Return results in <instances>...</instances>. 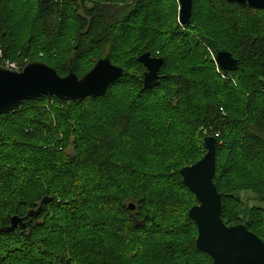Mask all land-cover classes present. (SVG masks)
<instances>
[{"label": "trees", "instance_id": "trees-1", "mask_svg": "<svg viewBox=\"0 0 264 264\" xmlns=\"http://www.w3.org/2000/svg\"><path fill=\"white\" fill-rule=\"evenodd\" d=\"M10 2L0 0V50L5 58L46 64L60 77L71 70L81 78L106 55L125 74L101 98L65 102L41 97L0 116V162H10V167L38 155L58 162L72 140V154L65 156L64 163L70 171L64 177L54 174L51 180L33 181L36 184L23 194L24 200L0 221V229L9 225L12 216L25 218L43 197L52 201L25 230L0 232V237L16 236L31 242L34 233L44 228L49 214L60 217L71 212L95 228L93 233L76 237L81 245L98 249L85 254L87 264H212L209 256L195 247L197 231L187 214L196 200L182 186L179 175L183 167L203 156L204 136L197 130L204 126L219 134L213 182L221 196L222 221L244 224L264 243V209H243L238 196L244 187L264 202V10L251 11L224 0H193L189 21L180 26L176 0H31L26 13L36 26L19 60L7 40L12 29ZM206 13L224 27L212 25L211 20L207 23ZM17 25L15 22V28ZM156 36H160L157 42ZM186 45L193 62L199 65L196 70L184 69L179 64L182 60L173 64L169 51ZM59 47L65 50L66 60L63 65H52L49 54ZM127 47L132 57L123 63L126 67H121L114 56H120ZM218 49L237 61L235 72L218 73L212 59ZM146 52L163 59L159 84L149 91L143 90L145 69L137 62ZM87 64L92 65L88 68ZM120 89L123 91L115 97ZM158 101L159 107L153 105ZM197 102L200 106L195 105ZM105 106L110 108V125L93 118V113ZM180 106L189 108L186 118L190 129L173 135L170 123ZM84 113L92 114L86 129L81 118ZM171 177L178 180L170 181ZM231 183L236 184L228 186ZM61 185L68 188L67 193H60L67 199L58 201L50 189L61 191ZM104 188L108 189L106 207L98 211L99 192ZM129 204L135 206L133 212L128 210ZM93 215H99V220L92 222ZM174 220L180 223L175 225ZM115 221L121 224L117 232L122 231L127 239L124 243L138 251L140 258L127 254V249L120 255L122 248L112 242ZM51 234V246L59 248L58 242L68 232L57 227ZM186 234L191 237L189 249L167 245ZM158 242L163 243V251L151 252ZM174 247H178L175 259L147 261L150 255H168L166 252ZM27 257L25 254L17 262L33 264ZM52 258L55 262L44 264L64 263L57 255Z\"/></svg>", "mask_w": 264, "mask_h": 264}, {"label": "water", "instance_id": "water-1", "mask_svg": "<svg viewBox=\"0 0 264 264\" xmlns=\"http://www.w3.org/2000/svg\"><path fill=\"white\" fill-rule=\"evenodd\" d=\"M224 1L247 7L251 11L264 10V0ZM176 2L177 21L180 26H184L189 21L193 0ZM212 59L219 74L237 70V61L224 50L214 51ZM71 62L72 59L70 64ZM137 62L145 69L142 75L143 90L149 91L157 87L163 59L152 57L146 52L137 57ZM124 74V70L112 65L106 55L81 78L71 70L66 76L60 77L54 69L39 62L28 63L21 72L0 68V116L15 110L24 102L41 97H52L65 102L101 98ZM202 144L205 150L203 156L179 172L182 186L197 202L187 214L188 219L196 227V249L208 255L212 264H264V243L248 231L244 224L235 222L227 225L222 221L221 196L213 182L216 140L207 136L202 139ZM51 201V197H43L36 209L27 212L25 218L28 220L12 216L9 225L1 228L0 232L9 234L17 229L25 230L30 226L31 219L38 217L44 206ZM127 207L130 212L135 210L133 204Z\"/></svg>", "mask_w": 264, "mask_h": 264}, {"label": "rangeland", "instance_id": "rangeland-1", "mask_svg": "<svg viewBox=\"0 0 264 264\" xmlns=\"http://www.w3.org/2000/svg\"><path fill=\"white\" fill-rule=\"evenodd\" d=\"M31 0H11L9 6L12 8H8L9 11H12L9 13L11 15L10 23L12 24V29L9 31L7 40L9 41V44L13 47L14 51L16 52V59H20L23 56L22 48L24 47V44L26 43V40L29 37V34L33 31V29L36 26V23L34 20L30 17V14L26 13V10L29 9L31 6ZM8 6V7H9ZM178 7V5H177ZM166 12V11H165ZM164 14L163 9L161 10L160 15L162 16ZM177 15H178V9H177ZM167 17V12L163 16L162 22L163 24L165 19ZM15 18V20H14ZM207 20V23L209 20H211L212 25L224 27V24L218 19L211 18V14L206 13L205 17ZM15 22L18 23L17 28H15L14 24ZM141 29H137V33H139ZM160 36H156V42L159 39ZM70 45H72V41L69 39ZM160 42V46L163 45L162 41ZM159 43H156V45ZM64 47V45H62ZM57 51L52 52V54H49L50 58L52 60H49L48 62L52 65H60L65 62L66 60V53L65 50L61 47L56 49ZM189 46L186 45L184 47H181L180 49L176 50H170V56L172 60H174V65H177V59L182 60L179 61V64L182 65V67L186 70H196L199 65L194 63V56L189 53ZM42 57V55H40ZM131 55V49L130 47H127L124 53L121 52V55L114 56V60L117 61V63L122 67H126L125 62H127ZM25 60V59H24ZM22 60V61H24ZM61 65V66H62ZM92 64H87L86 67H91ZM60 66V67H61ZM123 91V89L117 90L115 92V97L117 95H120V93ZM135 95V94H133ZM132 97L129 96L127 99L128 102H130ZM125 100V99H124ZM123 100V102H124ZM118 106H120V101H115ZM160 102H154L153 105L159 107ZM142 105V104H140ZM196 106H200V104L197 102L195 103ZM114 106H116L114 104ZM110 109V108H109ZM108 107H103L102 110L96 111L93 113L94 120L98 121V123H102V125L106 122L110 125L111 119L109 120V110ZM189 108H186L184 106H180L178 109L177 116L175 114L174 119L171 121V132L173 135H178L181 132L188 131L190 129V122L187 120L186 115L189 113ZM89 113H84L82 115L83 123L86 126L89 124V117L92 118ZM106 128V127H104ZM204 126L201 128H198L197 132H199V136L203 135ZM178 138V137H174ZM198 140H201L200 137L197 138ZM72 140H69V144L67 145V148L65 150L64 156L60 157L58 162H51L50 160L46 159L44 156L38 155L33 159H27L24 158L22 161L20 160L17 165L11 166L10 162H0V221L7 216L13 209H15L23 200V194H28L30 192L29 187L32 186L33 181H43V180H51L50 178L56 174L61 175L64 177V175L70 171V168L67 167L65 163V156L72 154V147H71ZM202 143V142H201ZM22 150V149H21ZM8 152V151H7ZM26 152V151H25ZM24 152V153H25ZM4 152L3 154H5ZM9 154H12V152H9ZM180 175V173H179ZM181 177V176H180ZM172 180H178L175 177H171L169 179ZM236 183L228 184V186L232 187ZM61 191H55V189L52 190V193L54 194L55 198L60 201L66 200V196L63 197V195H60L62 191L67 193V187L65 185H61ZM226 186V185H225ZM226 186V188H228ZM63 190V188H65ZM43 188H47V185H44ZM229 189V188H228ZM102 191L99 192V205L97 206L98 211H101L102 208L105 210L106 207V201L107 195L105 192H107V188L101 189ZM105 195H104V194ZM22 195V196H21ZM238 196L242 201V204L244 206L243 209L252 208V207H258L264 209V202L260 199L258 194L246 190L244 187L242 190L238 192ZM38 204V202H37ZM197 204V202H196ZM49 219L45 221L44 228L41 230L35 232L34 239L31 242H26L25 239H19L18 237H0V264H24L22 261L17 262V258H23L25 254L28 255L27 259L33 263V264H44V262H49L55 260L52 258L53 256L57 255L59 258H64L65 264H87V259L85 257V254L87 252L95 253L98 251L97 248L89 247L86 245H81L79 241L77 240V236L82 233H93V230L95 228L90 227L87 222V220L82 219L78 213H61L60 217L51 216V214L48 215ZM103 215H100V217ZM53 221H52V220ZM90 220L92 222H95L99 220V215H93L90 216ZM65 222V223H64ZM175 225L179 224L177 220L173 221ZM121 226L120 222L115 221V225L112 229L113 239L112 242L115 243V246L121 247L120 255L125 254L127 249V254L130 253L131 255H139L138 251H136L131 245L128 246V243L126 242L127 239L124 238L122 231L120 229L117 232V228ZM59 227L61 230H66L68 232L67 237L62 240V242H58L59 248H56L54 246H51L52 243L49 241L51 239V233H53L54 229H57ZM52 228V229H51ZM98 230H102L101 226L96 227ZM51 229V231H50ZM110 232V230H107V234ZM117 233V235H115ZM87 235V234H86ZM189 234H186L185 238L178 237L175 238V240L169 241L167 243L168 246L177 245L181 248V250L189 249V245L191 242V237ZM120 242H123L119 244ZM178 247L172 248L166 256H154L150 255L147 261L150 262H164V261H171L176 258ZM62 248V249H60ZM164 245L161 242H158L153 245L151 252L158 253L160 251H163ZM165 252V251H164ZM20 254V255H19ZM147 253H145L143 256H146ZM141 256L139 255L138 258ZM63 263V264H64Z\"/></svg>", "mask_w": 264, "mask_h": 264}, {"label": "built area", "instance_id": "built-area-1", "mask_svg": "<svg viewBox=\"0 0 264 264\" xmlns=\"http://www.w3.org/2000/svg\"><path fill=\"white\" fill-rule=\"evenodd\" d=\"M27 64H28V60H26V59L24 61H21V62H15V61H12L10 59L5 58L2 51L0 50V68L12 70L15 72H21ZM49 103L53 104L52 101H50ZM203 136L204 137L210 136L216 140V138L219 137V134L216 132H213L211 129L205 128L203 130Z\"/></svg>", "mask_w": 264, "mask_h": 264}, {"label": "snow or ice", "instance_id": "snow-or-ice-1", "mask_svg": "<svg viewBox=\"0 0 264 264\" xmlns=\"http://www.w3.org/2000/svg\"><path fill=\"white\" fill-rule=\"evenodd\" d=\"M178 2H181V0H178ZM191 171H194V170H190V172H191ZM189 179H191V177H190V176H189Z\"/></svg>", "mask_w": 264, "mask_h": 264}]
</instances>
